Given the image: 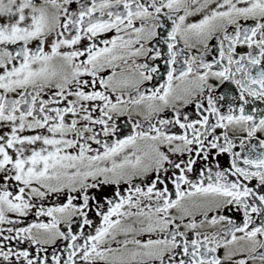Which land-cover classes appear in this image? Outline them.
<instances>
[{"label": "snow or ice", "instance_id": "obj_1", "mask_svg": "<svg viewBox=\"0 0 264 264\" xmlns=\"http://www.w3.org/2000/svg\"><path fill=\"white\" fill-rule=\"evenodd\" d=\"M0 264H264V0H0Z\"/></svg>", "mask_w": 264, "mask_h": 264}]
</instances>
